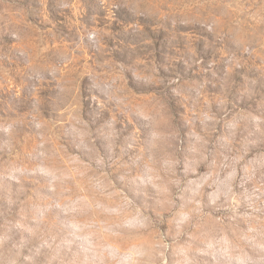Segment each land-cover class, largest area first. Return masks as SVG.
<instances>
[{"label":"rangeland","instance_id":"obj_1","mask_svg":"<svg viewBox=\"0 0 264 264\" xmlns=\"http://www.w3.org/2000/svg\"><path fill=\"white\" fill-rule=\"evenodd\" d=\"M0 264H264V0H0Z\"/></svg>","mask_w":264,"mask_h":264}]
</instances>
